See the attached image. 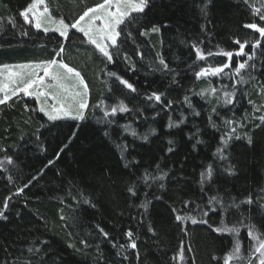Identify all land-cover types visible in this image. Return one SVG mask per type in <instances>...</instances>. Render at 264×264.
<instances>
[{"label": "trees", "instance_id": "16d2710c", "mask_svg": "<svg viewBox=\"0 0 264 264\" xmlns=\"http://www.w3.org/2000/svg\"><path fill=\"white\" fill-rule=\"evenodd\" d=\"M31 2L0 0V66L47 61L53 58V50L59 47L58 34L38 31L20 17L19 13ZM102 2L45 0L51 14L57 20L66 18V23L72 22L85 6ZM203 3L204 0H151L150 10L141 17L140 24H156L161 31L149 37H140L134 32L136 43L143 52V59L133 55L135 71H128L119 60L106 66L93 47L84 42L82 34L70 32L63 58L84 77L89 88V104L94 106L105 99L112 105L122 100L132 111L118 113L113 118L115 122L108 126L97 123L102 114L90 107L88 119L81 124L76 138L59 159L56 154L68 143L76 121L60 120L55 126L46 123V117L38 111L25 110V104L29 109L37 107L30 97H13L7 104L0 105V146L8 150L7 153L0 152V160L5 155L14 160V165L5 164L7 171H0V208L5 197L12 196L6 212L7 220H0V257L9 254L20 257L12 264H23L32 255L27 253V248L39 247L43 250L39 259L45 264H95L100 255L106 258V264H111L113 259L120 264V257L115 254L121 251L120 244L128 243L125 232L132 229L137 249L124 250L122 255H128V259L123 264H224L234 239L241 242V258L233 259L231 264H246L251 241L245 225L253 227L256 235L264 238V212L258 207L264 204V131H256L253 147H248L243 139L232 141L229 155L233 162H238L239 175L225 176L220 162L213 155L225 129L217 132L207 121L212 108L219 107L216 97L201 99L195 94L207 88L209 82L218 89L224 84L229 85L231 90V81L227 76L196 80L194 72L207 64L216 66L226 62L227 58L217 55L206 61H197L190 45L197 44L205 51H235L238 48L233 42L235 39L241 42L260 39L258 33L244 25L256 22L264 26L258 15H254V9L261 8V0H247V3L245 0H213L207 16L200 11ZM261 13L264 14V8ZM202 25L206 26L205 32L201 31ZM199 41L204 43L200 45ZM135 47L129 40L125 50L132 55ZM246 51H251L250 46ZM261 52L264 48L257 50L252 85L241 86L245 92L243 97L237 93L234 109L237 118L246 112L252 121L254 115L261 114L253 113L247 104L249 98L264 103L254 95L264 83V71H261L264 56L260 55ZM158 54L163 55L170 68L178 70L179 84H173L170 75L153 70ZM240 59L234 57L233 64ZM106 71H114L127 79L137 92L123 89L114 78L109 79L104 74ZM152 92L164 94L162 98L172 100L173 107L164 111L161 105L148 101L145 97ZM185 95L190 96L195 111L201 112L199 117L182 104ZM221 112L228 117L233 115L224 110ZM182 116L187 119L180 128L167 129L170 118L179 121ZM258 122L252 121L247 128L238 129V134L243 136L247 132L252 135L253 124ZM122 125H131L138 136L148 135V142L126 133ZM106 129L108 137L103 135ZM197 129L199 133L192 141L186 139ZM197 138L203 143L193 148ZM170 139L174 141L175 151L168 155L166 149ZM124 144L128 145L127 159L139 161L138 165L123 166L117 145ZM49 160L54 163L48 165ZM156 164L163 171L174 173L165 181V188L160 189L156 183L150 188L140 184L137 197H131L126 192L127 186L135 182L145 169L158 175ZM210 164L214 168L213 179L204 185L202 192L200 174ZM8 176L12 177L11 182ZM33 176L38 178L24 193L13 195ZM180 177L182 180L177 184L175 181ZM213 195H218L225 204L239 203L248 196L254 198V203L252 206L230 207L227 211L218 209L204 216L201 209ZM74 196L78 199L74 200ZM158 196L161 197L159 200L156 199ZM84 199L91 200L96 207L85 205ZM185 200L191 201L188 208L183 205ZM147 201L151 203L145 212L138 205ZM171 208H176L177 213ZM176 214L191 215L198 223L192 224L188 220L178 224ZM61 216L65 219L62 220ZM245 217L244 223H239ZM203 220L207 223L200 222ZM97 225L109 233L108 239L99 233ZM223 225L239 227L238 236L213 231ZM149 228L155 234L149 232ZM80 240H87L89 247L84 248ZM70 244L75 247L70 248Z\"/></svg>", "mask_w": 264, "mask_h": 264}, {"label": "snow or ice", "instance_id": "6c2138e0", "mask_svg": "<svg viewBox=\"0 0 264 264\" xmlns=\"http://www.w3.org/2000/svg\"><path fill=\"white\" fill-rule=\"evenodd\" d=\"M213 0H204L203 6L200 11L207 16L208 9L212 4ZM247 3V0H245ZM44 5V0H32V3L22 10L19 15L23 18L24 22L31 24L36 30H43L44 33L49 31L58 34L57 43L59 45L58 49H54L53 58L42 61L39 64H24L14 66L26 71H8L7 82L4 81L2 75H0V105H5L12 100L13 97H30L35 102L37 107L34 109H29L28 105L25 104L24 108L26 111H38L43 117H46V123H52L55 126V122L60 120L71 119L76 121L77 124L75 129L72 131L71 136L68 138V143L64 144L63 147L56 154V159L60 158V155L68 147V144L76 138L77 133L80 130V126L85 122L87 117V111L91 107L93 111H99L102 115L97 119V123L105 124L111 126L115 121L114 117L118 113L124 114L132 111L124 101H119L116 104L109 105L106 103L105 99H101L96 105H90L88 101L89 88L81 75L80 71L76 68L70 67L68 63L65 62L63 54L65 52V41L70 38V32H77L82 34L84 42L93 47L94 52H97L107 65H114L117 61H121L125 64L128 71H135L136 64L133 61V55L143 59V52L141 51L140 44L136 43L137 33L140 37H149L153 34H160L161 28L156 24L141 25V17L147 14V10H150L151 0H103L102 3H98L95 6H85L82 11L72 20L70 23H66V18H61L57 20L52 14L47 6L39 10L40 6ZM261 8H264V0H261ZM261 8L254 9V15H258L259 21L264 22V14L261 13ZM13 26H15L14 21L10 20ZM49 25H54V27H49ZM167 26V25H165ZM246 29H251L255 33L259 34L260 39H256L254 42L245 40L241 42L239 39H235L234 44L238 45L235 51H222L213 52L211 50L205 51L197 44H191V50L195 53V59L197 61H206L210 57L222 55L226 57V62H221L216 66L207 64L200 67L199 71L194 72V79L201 80L202 78L207 79L210 77L222 78L227 76L231 81V90H229V85H222L219 89L213 87L209 82L207 88L202 89L198 95L201 99H205L208 96L216 97V104L219 107L212 108V115L207 116L208 125L211 129L220 132L221 129L225 131L219 136L218 146L215 149L213 155L220 162L222 172L227 177H237L239 175L238 162H233L230 158L229 151L232 146V141L245 140L248 147L254 146V135L257 130L264 131V103L260 100L254 101L253 99H247V104L251 106L253 113H261L258 116H253L252 121H259L254 123L252 127V135L247 132L243 136L238 134V129L247 128L252 122L249 120V116L246 112H243L239 118L236 117L234 109L238 101L239 92L240 97L245 95L244 90L241 88L242 85H252L254 77L252 76V71L256 69L257 65V50L264 48L262 44V39H264V26H260L259 23L250 22L244 25ZM206 26H201V31L205 32ZM27 35V32L23 33ZM123 37V38H122ZM134 44L135 50L132 55H130L125 50V45L128 41ZM204 42L199 41L202 45ZM251 48V51H246L247 48ZM264 56V52L260 53ZM234 57H241L242 59L237 60L233 64ZM246 57V59H243ZM59 58V59H58ZM4 69H8L9 66L4 65ZM191 67V66H190ZM154 71H160L166 75H170L173 84H179V72L177 69L169 67V63L163 58L162 54H158V62L153 67ZM228 70V71H226ZM261 71H264V65H262ZM43 73L42 75L40 73ZM109 79L114 78L118 82L119 86H123V89H127L130 93L137 92V89L132 83L122 76L118 75L114 71H106L104 73ZM111 92V87L108 88ZM219 93V94H218ZM164 94L152 92L145 98L156 104L162 106V110L167 111L173 107L172 100L163 99ZM254 95L264 100V83L261 84L259 90L254 92ZM211 102V101H209ZM182 104L187 105V108L192 110V114L195 117H199L201 112L195 111L193 107L192 100L189 95H185L182 100ZM221 110L225 112H231L233 115L231 117L222 114ZM140 114V113H138ZM159 113H157L158 115ZM215 116V119L213 118ZM155 117H153L154 119ZM187 117L182 116L179 121H173L169 119L167 129L180 128L186 121ZM217 120L220 123H217ZM44 126L43 124L41 125ZM124 131L129 133L131 136L141 139L144 142H148L149 136L143 135L138 136L135 129L131 128V125H122ZM154 133L155 130L153 129ZM199 133V129L196 133L187 135L186 139L192 141L196 135ZM105 137L109 136V131L106 129L103 133ZM38 138V137H37ZM169 147L166 149V154L171 155L174 149V141H167ZM203 143L200 139H195V144L199 145ZM120 149V159L124 162L123 166L129 168L130 166L138 165L139 161L133 159L129 161L125 155L128 152V145H117ZM19 150V149H17ZM7 149L0 146V152L7 153ZM53 160L48 161V165H52ZM5 164L14 165L13 157L10 155H5L2 160H0V171H7ZM46 165L45 167H47ZM156 170L159 173L153 174L152 172L145 169L141 173L135 182L127 186L126 192L133 198L137 197V189L140 184H144L147 187H151L153 183H156L160 189L165 188V181L170 178L174 173L169 171H163L159 164H156ZM43 170H41L42 173ZM214 168L213 165H208L205 171L200 174V184L201 191L203 192L204 185L210 183L213 179ZM38 177L33 176L31 180L25 183L22 187L18 188L13 195H21L24 190L28 188L32 181L36 180ZM8 181H12V177L8 176ZM182 177L177 178L175 181L179 184ZM161 197H156L159 200ZM12 196L5 197L2 202V208H0V220H7L6 212L9 207V201ZM77 200V197H73ZM83 203L92 208L96 207V204L92 203L89 199H84ZM151 201L141 202L138 207L143 209L145 212L148 211V206ZM190 200L183 201L185 208H188ZM254 203V198L252 196L246 197L239 203L233 201L231 204H225L224 201L218 196L213 195L207 200V204L201 211L204 216H208L210 213L217 212V210L227 211L230 207L239 208L240 205L252 206ZM261 212H264V204L258 205ZM173 213H177L176 208H171ZM251 211V208H249ZM61 219L65 217L61 216ZM75 219V218H74ZM244 219L242 218L239 223L243 224ZM190 220L192 224L198 223L195 217L191 215H175V221L179 224L180 222H185ZM202 223H207V220L200 221ZM248 227V238L252 242L250 244V254L246 260V264H264V238L257 236L253 230V227ZM99 233L108 239L109 233L105 232L103 228H99L97 225ZM149 232H153L152 228L148 229ZM213 231L217 233H229L238 236L240 228L233 225L229 227L228 225H223L221 227H216ZM125 237L128 243L120 244V252L115 255L120 257V264L128 259V255H122L124 250L137 249V240L134 238V233L132 229H128L125 232ZM80 244L84 248L89 247V242L87 240H80ZM46 244V242H43ZM115 247V245H113ZM69 247H75L70 244ZM81 251V249H76ZM27 253L32 255L23 262V264H35L38 260V264H45L43 259H39L42 248L39 247H29L27 248ZM258 254V255H257ZM137 259H139V253H136ZM241 258V242L239 239H234L233 247L231 252L225 257L224 264H229L233 259ZM20 257H14L10 254L5 257H0V264H12L13 261H19ZM95 264H106V258L102 255L97 256ZM111 264H117V261L113 259Z\"/></svg>", "mask_w": 264, "mask_h": 264}, {"label": "rangeland", "instance_id": "374dc122", "mask_svg": "<svg viewBox=\"0 0 264 264\" xmlns=\"http://www.w3.org/2000/svg\"><path fill=\"white\" fill-rule=\"evenodd\" d=\"M32 3V2H31ZM44 6H47L46 5V3H45V0H44V5H41L40 6V8H39V10H41L42 11V8L44 7ZM59 20V19H58ZM49 27L51 28V27H54V25H49ZM42 61H46V60H40V62H42ZM40 62H16V63H10L11 65H9V64H4V65H7V66H9L8 67V69H4V65H1L0 66V75H2V77H3V79H4V81L5 82H7V73H8V71H26V70H22V69H20V68H16V67H14V66H17V65H24V64H33V65H35V64H39ZM41 75L43 74L42 72L40 73ZM252 243V242H251ZM249 254H250V249H249ZM258 255V254H257ZM235 259V258H234ZM235 260H237V259H235ZM231 261H233V260H231ZM231 261L229 262V264H231Z\"/></svg>", "mask_w": 264, "mask_h": 264}]
</instances>
